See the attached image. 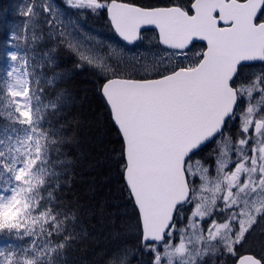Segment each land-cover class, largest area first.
Segmentation results:
<instances>
[{"label": "snow or ice", "instance_id": "6c2138e0", "mask_svg": "<svg viewBox=\"0 0 264 264\" xmlns=\"http://www.w3.org/2000/svg\"><path fill=\"white\" fill-rule=\"evenodd\" d=\"M19 15L0 53V264H76L92 238V209L67 198L80 121L61 46L97 78L95 148L125 200L106 264H264V0H22ZM89 15L116 39H81Z\"/></svg>", "mask_w": 264, "mask_h": 264}, {"label": "trees", "instance_id": "16d2710c", "mask_svg": "<svg viewBox=\"0 0 264 264\" xmlns=\"http://www.w3.org/2000/svg\"><path fill=\"white\" fill-rule=\"evenodd\" d=\"M21 3L22 0H0V53H5L8 45L12 46L16 43L11 39L12 24L10 21L12 18H16L20 24L23 20V17L19 15ZM92 18L93 22L101 21L102 25L110 30L103 18L93 16ZM19 31L22 32V28ZM49 47H52V43L47 40L40 41L37 45L40 50H46ZM54 55L59 64L57 71L70 70L69 78L58 82L59 88L67 89L75 97V104L66 109V113H70L69 119L77 117L80 121L79 128H75L73 125L79 143L72 146L71 149H65V151H70V158L76 161L72 172L71 192L66 190L67 198L79 201L82 205L92 209V215L85 219L92 238L75 251L74 259L76 264H106L107 256L105 254L114 246L109 236V220L113 213L123 210L125 200L118 190L120 185L117 183L118 176L114 164L110 165L108 162L100 161L95 148L98 135L97 127L103 120L102 113L104 111L102 100L96 91L97 78L87 66L83 69H76L74 65L77 58L66 47H59ZM39 71L37 69V72ZM45 72L47 76L52 75L50 70L46 69ZM46 94L54 95L55 93L49 87ZM45 126L47 127V125ZM103 130L107 131L106 126ZM105 140L111 141L107 144V148L119 149L118 137L114 131L108 132ZM117 205L120 206L119 209ZM128 211L130 213L131 209L129 208ZM120 243L132 246L135 244V238L128 235Z\"/></svg>", "mask_w": 264, "mask_h": 264}, {"label": "rangeland", "instance_id": "374dc122", "mask_svg": "<svg viewBox=\"0 0 264 264\" xmlns=\"http://www.w3.org/2000/svg\"><path fill=\"white\" fill-rule=\"evenodd\" d=\"M57 1H58V3H62L63 2V0H57ZM72 11H75V10H72ZM10 24H12L11 31H10V35L12 36L13 32H15L16 30L20 29V28H18V26L20 24H19V21L16 18H12V21H10ZM102 24L103 23L101 21L98 22L97 20L93 22V18H92L91 15H89L87 18H81V27L83 29V32L79 34L80 38L83 39L88 44H93L94 43V41L88 39L89 35L95 36L98 39L102 38L104 41H114L113 32L111 31V34H110V30L106 29L104 27V25H102ZM148 36L150 37L151 35H148ZM106 50H107V48L105 46L104 51H106ZM7 51H15L14 44L12 46L8 45V47H7V49H6L5 53H4L5 54L4 58H6V52ZM145 55H149V54L145 53ZM149 58H150V56H149Z\"/></svg>", "mask_w": 264, "mask_h": 264}, {"label": "bare ground", "instance_id": "6f19581e", "mask_svg": "<svg viewBox=\"0 0 264 264\" xmlns=\"http://www.w3.org/2000/svg\"><path fill=\"white\" fill-rule=\"evenodd\" d=\"M15 24V23H14ZM17 27V26H16ZM16 30V29H15Z\"/></svg>", "mask_w": 264, "mask_h": 264}, {"label": "water", "instance_id": "95a60500", "mask_svg": "<svg viewBox=\"0 0 264 264\" xmlns=\"http://www.w3.org/2000/svg\"><path fill=\"white\" fill-rule=\"evenodd\" d=\"M114 34V33H113Z\"/></svg>", "mask_w": 264, "mask_h": 264}]
</instances>
